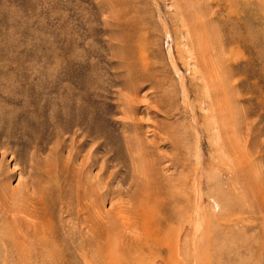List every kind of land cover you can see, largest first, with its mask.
Returning a JSON list of instances; mask_svg holds the SVG:
<instances>
[{"label":"rangeland","instance_id":"rangeland-1","mask_svg":"<svg viewBox=\"0 0 264 264\" xmlns=\"http://www.w3.org/2000/svg\"><path fill=\"white\" fill-rule=\"evenodd\" d=\"M86 135L79 235L47 173ZM0 264H264V0H0Z\"/></svg>","mask_w":264,"mask_h":264},{"label":"bare ground","instance_id":"bare-ground-1","mask_svg":"<svg viewBox=\"0 0 264 264\" xmlns=\"http://www.w3.org/2000/svg\"><path fill=\"white\" fill-rule=\"evenodd\" d=\"M199 26V25H198ZM201 26V25H200ZM202 27V26H201ZM198 28H200V27H198ZM199 30H201V29H199ZM203 32V31H202ZM200 35V34H199ZM203 35H204V33H203ZM202 35V36H203ZM206 49V48H205ZM205 52V51H204ZM207 52V51H206ZM208 55H209V53H208ZM207 54H206V56H208ZM205 56V57H206ZM216 56H218V55H216ZM196 57H198L197 55H196ZM192 58V57H191ZM199 58H202V57H199ZM214 58V57H213ZM197 59V58H196ZM205 59H207V57L205 58ZM197 60H199V59H197ZM202 60V59H201ZM213 60V59H212ZM215 60H216V57H215ZM197 62H199V61H197ZM201 62V61H200ZM208 63V59H207V62H206V60L204 61L203 60V62L202 63ZM201 63V64H202ZM204 63V64H205ZM211 63V62H210ZM217 63V62H216ZM215 63V64H216ZM204 64H203V67H205L204 66ZM208 65L209 64H207V66H206V68L208 67ZM219 65V64H218ZM220 66V65H219ZM217 67V66H216ZM219 68V67H218ZM217 68V69H218ZM200 69V68H199ZM204 69V68H203ZM203 69H202V71H203ZM216 69V70H217ZM213 71V70H212ZM221 71V70H220ZM219 71V72H220ZM209 72H211L210 70H209ZM204 73V72H203ZM202 73V75L204 76V74H206V71H205V73L203 74ZM218 73V72H217ZM211 75H212V73H211ZM216 75V74H215ZM206 76H208V75H206ZM205 76V77H206ZM214 76V75H213ZM212 76V79L214 78ZM201 78H202V76H201ZM204 79V78H203ZM210 79H211V77H210ZM205 81V80H204ZM208 81V80H207ZM214 81V80H213ZM209 82H210V80H209ZM216 82V81H215ZM218 83V82H217ZM208 85H210V84H208ZM212 85V84H211ZM203 86H205L204 84H203ZM216 86V85H215ZM220 87V86H219ZM223 87H224V85H223ZM206 88H208V87H206ZM209 89V88H208ZM213 89H214V87H213ZM217 89H218V87H217ZM220 90H221V87L219 88ZM210 90H212V89H210ZM223 90V89H222ZM185 91V90H184ZM218 91V90H217ZM216 92V91H215ZM209 93V92H208ZM210 94H211V92H210ZM209 94V95H210ZM217 94V93H216ZM185 95V98H187V94H184ZM223 94H222V92H221V96H222ZM215 98V97H214ZM225 100V99H224ZM132 102V101H131ZM133 103V102H132ZM130 104V103H129ZM222 104V103H221ZM221 104H219L220 105V107H221ZM129 107H131V105L129 106ZM217 109H219V107L217 106ZM132 110V109H131ZM132 117V116H131ZM224 120V119H223ZM228 121V120H227ZM221 122V121H220ZM219 125V124H218ZM218 128V127H217ZM219 131V130H218ZM70 132V131H69ZM76 133V132H75ZM218 134H220V133H218ZM77 136V135H76ZM79 136V135H78ZM68 137V136H67ZM71 137V136H70ZM90 138V140H91V142H92V144H91V146H90V149H89V151H88V154H87V156H85V158H83V160H81L80 161V163L78 164V166H74V164H75V162H76V160L78 159V155H79V151H76L75 150V152H73V153H71V154H68V161L67 162H65V164H64V166H63V171H59V170H57V169H54V170H52V169H50L49 170V172L47 173V175H48V177L51 179H48V180H50L49 182H48V188H47V192H48V194H50V196L52 197H56L57 195H58V193H59V191L61 192V190L62 189H64L65 187H66V189H68V191H69V194L71 195V198H75V204H74V212H75V215H76V218H77V223H78V225H79V227H78V225H77V232H78V234L79 235H81V233L83 232L82 230H84L85 228H84V223L86 224V221H87V218H85V205H87V204H85L84 205V200L85 199H83L84 198V196H83V192L82 193H80V191H73V188H72V180H74L76 177H78V179L80 178V175H81V173H83V167L84 166H86V168H94V167H96L97 166V163H98V160H96V158H95V152L97 151V143L94 141V138H91L89 135H86L85 137L84 136H82V139L83 140H85V139H87V138ZM155 137V136H154ZM73 138V137H72ZM88 138V139H89ZM67 140V139H66ZM83 140H78L77 141V144H79L81 141L82 142H84ZM73 141V140H72ZM90 142V143H91ZM127 142V141H126ZM128 143V142H127ZM223 144V143H222ZM243 145V144H242ZM139 146V145H138ZM233 146V145H232ZM232 148H234V147H232ZM236 148V147H235ZM234 148V149H235ZM223 149V148H222ZM228 150V149H227ZM232 150V149H231ZM230 150V151H231ZM237 150V148L235 149V151ZM74 151V150H73ZM138 152V151H137ZM229 152V151H228ZM232 153V152H231ZM244 153H247V152H244ZM243 153V154H244ZM160 154V153H159ZM227 154V153H226ZM230 154V153H229ZM228 154V155H229ZM227 155V156H228ZM233 155V154H232ZM245 155V154H244ZM134 156V155H133ZM231 156V155H230ZM236 156H239V155H236ZM136 157V156H135ZM140 157V156H139ZM238 158V157H237ZM236 158V159H237ZM246 158V157H245ZM232 159V158H231ZM235 159V158H234ZM251 160V159H250ZM142 161H144V160H142ZM226 161H228V160H226ZM152 162V161H151ZM230 162H232V161H230ZM252 162V161H251ZM111 163V162H110ZM140 163H141V161H140ZM247 163V162H246ZM254 163H252V165H253ZM34 160H32L31 159V161H30V170L28 171V176H30L31 174H32V171L34 170ZM71 165H72V167H71ZM134 165V164H133ZM152 165V164H151ZM238 165V164H237ZM241 165V164H240ZM250 165V164H249ZM80 166V167H79ZM136 167V166H135ZM150 167V166H149ZM152 167V166H151ZM142 168V167H141ZM153 168V167H152ZM227 168V167H226ZM237 169L239 168V167H236ZM241 168V167H240ZM86 170V169H85ZM130 170V169H129ZM137 170H138V167H137ZM86 171H88V169L86 170ZM106 171V170H105ZM134 171H135V168H134ZM152 171H153V169H152ZM231 171V170H230ZM229 171V172H230ZM154 172V171H153ZM45 173H46V171H45ZM125 173V172H124ZM164 173V172H163ZM242 173V172H241ZM240 173V174H241ZM154 174V173H153ZM24 175V174H23ZM99 176V175H98ZM47 177V178H48ZM84 177H86V175L84 176ZM100 177V176H99ZM121 177V176H120ZM134 177V176H133ZM232 177H234V176H232ZM20 178L22 179V173L21 174H19L18 175V181H19V183H17V185H16V187H14V188H10V189H8L7 190V193L9 194V196H11V197H15V196H17V200L18 199H20V201H21V203L22 202H28V203H33V204H36V205H40V204H42L43 202H44V194L43 195H41V192H40V190H39V192H38V194L36 195V193L34 192V188H35V185H34V182H33V178H31V177H29V178H31V180H29V182H24V183H22L21 181H20ZM101 178V177H100ZM78 179H77V181H78ZM104 179V178H103ZM103 179H100V180H103ZM117 179V178H116ZM133 179V178H132ZM36 180V179H35ZM91 185H92V187H91V191L93 192L92 194H93V198L91 199V201H90V210H91V212H89V213H91L89 216H88V221H89V232H90V236H91V238L94 240V239H96L95 238V236L98 234V232H99V225H97L98 223L96 222V219L98 218L99 220H101V219H103L104 220V218L102 217L101 219H100V217H101V208L99 207V205H98V195H97V183L98 182H101L100 180L99 181H97L98 179H97V175H94V176H91ZM118 180V179H117ZM53 181V182H52ZM74 181H76V179L74 180ZM113 181V180H112ZM114 182H116L115 181V178H114ZM85 183V182H84ZM144 184H146V183H144ZM85 185H87L86 183H85ZM112 186H113V183L111 184ZM116 184L114 183V186H115ZM79 187V186H78ZM110 187V186H109ZM138 188V187H137ZM120 189V188H119ZM65 190V189H64ZM83 190V189H82ZM123 190V192H124V189H122ZM5 192V191H4ZM111 192V191H110ZM131 192V191H130ZM130 192H128L127 191V193L129 194ZM141 192V191H140ZM7 194V195H8ZM121 194V196H123V194L121 193V192H119V195ZM135 194H137V193H135ZM145 194H147V193H145ZM145 194H144V197H145ZM127 195V194H126ZM130 195V194H129ZM139 195V197H141L140 196V194H138ZM99 196H101V195H99ZM136 196V195H135ZM143 196V195H142ZM147 196V195H146ZM149 196V195H148ZM147 196V197H148ZM118 197V196H117ZM133 197V196H132ZM146 197V198H147ZM151 196H149V198H150ZM113 198V197H112ZM134 198V197H133ZM141 198H143V197H141ZM149 198H148V201H144V200H146V199H144L143 201L145 202V203H147V202H149ZM116 199V198H115ZM120 199V198H119ZM123 199V198H122ZM131 199V198H130ZM58 200H59V198H58ZM100 200V199H99ZM113 200V199H112ZM110 201V200H109ZM113 201H115V200H113ZM126 201V200H125ZM128 201H130V200H128ZM128 201H127V204H128ZM133 201V200H132ZM140 201H141V199H140ZM19 202V201H18ZM120 202V201H119ZM134 202H135V200H134ZM137 202V201H136ZM151 202V201H150ZM28 203H26V205L28 204ZM87 203H89L88 201H87ZM109 203V202H108ZM110 203H111V201H110ZM113 203V202H112ZM141 203V202H140ZM139 203V204H140ZM154 203V202H153ZM60 204H61V202H60ZM21 205V204H20ZM22 205H25L24 203H22ZM151 205H153V204H151ZM158 204H156V206H157ZM29 206V205H28ZM65 206V205H64ZM123 206V205H122ZM122 206H120L121 208H122ZM127 206H129V204L127 205ZM136 206V205H135ZM134 206V207H135ZM138 206V205H137ZM137 206H136V208H137ZM149 206V205H148ZM33 207V206H32ZM32 207H29V208H31V210H32ZM88 207V206H87ZM101 207H103V205L101 206ZM130 207V206H129ZM140 207H141V205H140ZM133 210H134V208H132ZM145 209H147V208H145ZM122 210V209H121ZM137 210H139V209H137ZM7 211H8V209H7ZM28 211V210H27ZM38 211V210H37ZM117 211H119V209H117L116 210V212ZM131 211V210H130ZM130 211H129V213H130ZM33 212V211H32ZM32 212H29V213H31V215H32ZM116 212H115V214H116ZM132 212V211H131ZM134 212V211H133ZM136 212V211H135ZM145 212V211H144ZM149 212V211H148ZM147 212V213H148ZM114 213V212H113ZM120 213V212H119ZM124 213H125V211H124ZM126 213H128L127 211H126ZM146 213V214H147ZM14 214H15V212H14ZM58 214H60L59 212H58ZM57 214V215H58ZM107 214L108 215H110V211H108L107 212ZM117 214H118V212H117ZM116 214V215H117ZM131 214H133V213H131ZM152 214V211H151V213L149 214V215H151ZM11 215V214H10ZM18 215H20V214H18ZM22 215H24V214H22ZM36 215H38L37 213H36ZM35 215V216H36ZM63 215V214H62ZM100 215V216H99ZM21 216V215H20ZM41 216V215H40ZM87 216V215H86ZM103 216V215H102ZM112 216H114V215H112ZM117 216H119V215H117ZM120 216H122L121 214H120ZM119 216V217H120ZM126 216H128L127 214H126ZM130 216V215H129ZM133 216H134V214H133ZM144 216H145V213H144ZM148 216V215H147ZM155 216V215H154ZM34 217V216H33ZM59 217V216H58ZM107 217V216H106ZM123 218H124V215L122 216ZM122 217H120V219H123ZM138 217H139V215H138ZM153 217V216H152ZM26 218V217H25ZM35 218V217H34ZM114 218V217H113ZM125 218H127V217H125ZM141 218V217H140ZM159 218V217H158ZM44 219H46V218H44ZM116 219H117V217H116ZM119 219V218H118ZM117 219V220H118ZM138 219V218H137ZM32 220V219H31ZM64 220V219H63ZM106 220H107V218H106ZM113 220H115V219H113ZM126 219H124V221H125ZM136 219H134V221H135ZM145 220V219H144ZM29 221V220H28ZM37 221V220H36ZM128 221H129V217H128ZM146 221V220H145ZM29 222H31V221H29ZM40 222V221H39ZM101 222V221H100ZM118 222V221H117ZM120 222H123L122 220L120 221ZM119 222V223H120ZM127 222V221H126ZM135 222H137V221H135ZM134 222V223H135ZM139 222V221H138ZM143 222V221H142ZM38 223V222H37ZM115 223V222H114ZM146 223H147V221H146ZM152 223V222H151ZM158 223H159V221H158ZM102 224V223H101ZM110 224H112L113 225V222L112 223H110L109 222V225ZM124 223H122L121 225H123ZM126 224H129L130 225V222L129 223H126ZM140 224V223H139ZM139 224H138V227H139ZM150 224V223H149ZM157 224V223H156ZM65 225H66V223H65ZM69 225V224H68ZM120 225V226H121ZM131 225H132V223H131ZM136 225L137 224H135V227H136ZM145 225V224H144ZM143 225V226H144ZM87 226V227H88ZM107 226V225H106ZM118 225H116V227H117ZM119 226V227H120ZM151 226V225H150ZM66 226H64V228H65ZM86 227V228H87ZM123 227V226H122ZM121 227V228H122ZM127 227H129V226H126L125 227V224H124V229L125 228H127ZM131 227V226H130ZM137 227V228H138ZM155 227V226H154ZM112 228V227H111ZM134 227H132V231L133 230H136V229H133ZM147 228H148V226H147ZM150 228V227H149ZM149 228L146 230V231H148L149 230ZM153 228V227H152ZM108 229V228H107ZM107 229H104V230H107ZM113 229V228H112ZM145 229H146V227H145ZM158 229V228H157ZM157 229H155L154 231H156ZM104 230H103V234L105 233L104 232ZM116 230V229H115ZM131 230H130V232H131ZM58 231H60V230H58ZM110 231V230H109ZM119 231V230H118ZM62 232V231H61ZM102 232V231H101ZM124 232V231H123ZM127 233H128V235L130 234V232L127 230L126 231ZM125 232V233H126ZM136 232V231H135ZM137 232H139V231H137ZM133 233V234H138V233ZM63 233V232H62ZM69 233H71V232H69ZM68 233V234H69ZM114 233V232H113ZM117 233V232H116ZM131 233V234H132ZM35 234H36V231H35ZM133 234L132 235H130V236H133ZM88 235V234H87ZM113 235V234H112ZM118 235V234H117ZM153 235H155V234H153ZM130 236L128 237V238H130ZM137 236H139V235H137ZM137 236H133L134 238L136 237L137 238ZM142 236V238H140V239H143V235H141ZM146 236H148V235H146ZM63 237V236H62ZM121 237V236H120ZM82 238V237H81ZM110 238V237H109ZM119 238V237H118ZM125 238V237H124ZM147 238V237H146ZM152 238H153V236H152ZM86 239V238H85ZM116 239V238H115ZM114 239V240H115ZM150 239V238H149ZM145 240H147V239H145ZM133 241V240H132ZM135 241V240H134ZM137 241H139V237H138V240ZM81 243V242H80Z\"/></svg>","mask_w":264,"mask_h":264}]
</instances>
